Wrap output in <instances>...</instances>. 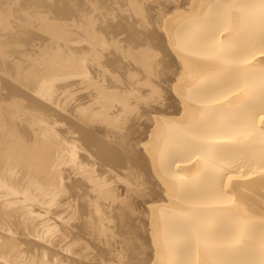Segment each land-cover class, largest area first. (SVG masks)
Segmentation results:
<instances>
[{
  "label": "bare ground",
  "instance_id": "1",
  "mask_svg": "<svg viewBox=\"0 0 264 264\" xmlns=\"http://www.w3.org/2000/svg\"><path fill=\"white\" fill-rule=\"evenodd\" d=\"M0 264H264V0H0Z\"/></svg>",
  "mask_w": 264,
  "mask_h": 264
},
{
  "label": "rangeland",
  "instance_id": "2",
  "mask_svg": "<svg viewBox=\"0 0 264 264\" xmlns=\"http://www.w3.org/2000/svg\"><path fill=\"white\" fill-rule=\"evenodd\" d=\"M82 92H83V90H82V91H80V92H78V93H80V94H81ZM77 95H78V94H77ZM62 125L66 126V124H62ZM64 126H62V127H61V125H59V127H58V128H60V127H61L62 129H66L67 127L65 128Z\"/></svg>",
  "mask_w": 264,
  "mask_h": 264
}]
</instances>
